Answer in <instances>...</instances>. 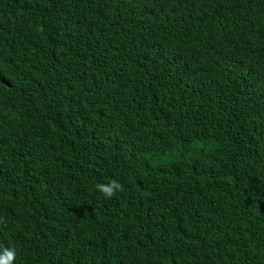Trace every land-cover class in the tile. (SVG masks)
<instances>
[{
    "label": "trees",
    "instance_id": "1",
    "mask_svg": "<svg viewBox=\"0 0 264 264\" xmlns=\"http://www.w3.org/2000/svg\"><path fill=\"white\" fill-rule=\"evenodd\" d=\"M4 249L264 264V0H0Z\"/></svg>",
    "mask_w": 264,
    "mask_h": 264
},
{
    "label": "clouds",
    "instance_id": "2",
    "mask_svg": "<svg viewBox=\"0 0 264 264\" xmlns=\"http://www.w3.org/2000/svg\"><path fill=\"white\" fill-rule=\"evenodd\" d=\"M96 190L100 192L106 199L113 198L118 192H123V185L113 179L108 183H98L96 185ZM16 257V252L14 249H4L2 253H0V264H14Z\"/></svg>",
    "mask_w": 264,
    "mask_h": 264
}]
</instances>
